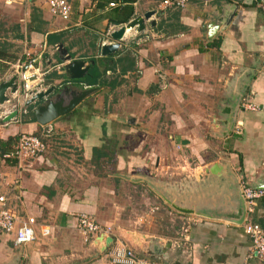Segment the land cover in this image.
Listing matches in <instances>:
<instances>
[{
    "label": "crops",
    "instance_id": "0c3cea01",
    "mask_svg": "<svg viewBox=\"0 0 264 264\" xmlns=\"http://www.w3.org/2000/svg\"><path fill=\"white\" fill-rule=\"evenodd\" d=\"M185 6L181 11L167 8L154 13V25L145 22L147 38L129 31L111 55L100 56L99 70L111 67L115 58L131 59L132 67L119 86L89 88L68 113L43 126L32 116L31 121L20 122L27 115L15 117L7 127L0 125L1 140L27 133L45 141L40 156L20 164L2 159L0 152V194L8 196L19 215L31 217L50 232L43 238L35 228L36 239L19 248L11 236L0 232V264H68L82 245L101 255L88 263L109 264L100 249L73 231L74 216L85 213L98 225L110 224L123 239L125 232L114 222L120 212L119 189L136 186L151 194L147 199L152 197L135 222L142 229V243L155 241L161 247L170 242L168 256L180 264H264L246 257L248 240L241 228L219 219L236 212L240 179L252 187L264 186V0H187ZM92 7L72 0L70 21L59 23L45 10L43 0L8 6L0 2L1 14L21 11L26 27L30 9L39 11L46 33H72L83 22L96 33L99 26H112L102 17L105 10L95 13ZM3 29L0 39L15 42L8 26ZM38 35L45 49V35ZM102 35L91 42L93 53L90 48L89 53H67L70 60L87 64L89 57L100 58ZM53 50L43 53L44 68L38 61L43 82L51 71L62 75ZM15 62H4L8 69L0 81L11 77ZM117 73L118 68H110L105 76ZM63 77L45 86H53L48 100H60L61 106L84 92L81 84ZM242 98H249L258 110H242L237 106ZM48 125L52 131L43 137ZM134 138L138 141L130 148ZM191 163L195 164L190 168ZM210 165L220 172L211 187H203L197 179L205 178ZM177 168L192 172L181 191L170 179ZM130 170L134 174L129 177L122 174ZM147 170L150 174L145 176ZM255 221L264 228V204L257 206ZM67 231L80 242L57 240ZM136 237L134 241L139 240Z\"/></svg>",
    "mask_w": 264,
    "mask_h": 264
},
{
    "label": "built area",
    "instance_id": "2783aa9c",
    "mask_svg": "<svg viewBox=\"0 0 264 264\" xmlns=\"http://www.w3.org/2000/svg\"><path fill=\"white\" fill-rule=\"evenodd\" d=\"M25 1L26 0H0L5 6L21 4ZM83 1L88 6L94 4L93 0ZM43 2L45 10H47L51 16L58 18L64 23L70 21L72 15V0H43ZM186 3L187 0H109L103 5L102 9L105 10L115 6H128L132 8L133 15L131 19H133L147 12L143 9L146 7H149V10H152L154 13L162 12L167 8L181 11L186 7ZM123 25H112L106 28L103 34L104 37H102L103 40H100L99 47L102 43L106 42V38L109 37L111 31L117 30ZM129 31H134L135 35L138 34L135 28L127 32ZM140 33L145 35V38L149 36V34H146V28ZM40 57L41 53L34 54L29 52L28 49L23 48L21 57L13 65L11 76L16 77L17 91L14 94L8 95V101L5 103L7 104L8 113L16 110L18 117L24 116L26 114L24 103L37 93L45 90L43 72L40 66H38ZM158 75L160 83H163V74L160 73ZM89 88L90 87L82 86L84 90ZM238 105L245 111L256 112L258 110V108L250 102L249 98H242ZM14 119L12 121H14ZM51 131L52 128L48 125L43 131L42 136L47 137ZM44 151L45 145L39 136L18 133L12 150L7 153H2L1 157L15 164H20L37 158ZM238 184L240 195L245 206V214L240 228L243 235L248 240L246 257L264 263V229L255 221L257 206L264 204V189L253 188L244 180H239ZM15 186L16 184L13 183L11 192L15 190ZM35 228L38 229L37 232L40 237H48L50 234L48 227L37 226L31 217L19 215V213L10 206L8 196L0 194V232L5 234V236H11L15 247L24 246L33 242L36 239V232H34ZM74 230L85 242H89L94 248L100 249L99 251L105 254L109 264H160L154 260L138 255L134 249L120 241V239L116 237L112 225H98L91 216L85 213H78L74 216ZM107 237L111 239L105 244Z\"/></svg>",
    "mask_w": 264,
    "mask_h": 264
},
{
    "label": "rangeland",
    "instance_id": "374dc122",
    "mask_svg": "<svg viewBox=\"0 0 264 264\" xmlns=\"http://www.w3.org/2000/svg\"><path fill=\"white\" fill-rule=\"evenodd\" d=\"M6 9L7 8H5V10ZM143 9H146V8H143ZM2 12H3V14H1V12H0V34L2 35L1 31L4 30L3 29L4 26H8V30H6V31H7V33H10L13 36L16 33L10 30L11 26L12 25H18L20 32L23 35H25L24 39L21 42L20 41L13 42L11 45V48H9L8 52L9 53H18V55L16 56L17 58L21 57V53H22L23 48L28 49L29 52H31V53H42L39 62H40V64L42 62L41 66L44 68V66H43V53L48 52L49 48L45 47V49H43L42 45L39 44L40 36L38 34L30 33L28 31L27 27L23 26L22 21H20V19H23L22 15H21V11H11L10 10L8 12H5V11H2ZM85 17L86 16H82L81 19H85ZM59 23H61V21H59ZM24 27H25V29H24ZM72 29H76L74 32L70 33V36L72 37V39L76 40V41H80L85 46H88V43H91L92 41L96 40L100 35L104 34V31H105L104 27H101V29H100V26H99L96 28V29H98L97 30L98 33H96L95 32L96 30L90 28L88 26L87 22H83V24H79L78 26L73 27ZM102 37H104V35H102ZM141 46L142 45L140 44L139 47H141ZM6 105L7 104H5V103H2L0 105V118L4 114L6 115L8 113ZM22 119H26V118H22ZM9 123L14 124V122L12 120H10V121H8V123L0 122V125L7 127L8 125H10ZM10 131H13V129L11 127H10ZM137 141L138 140L136 138L131 140L129 143L130 148L133 147L131 142H134L136 144ZM177 162H179V161H176V163ZM194 164L195 163H191L190 168L194 167ZM172 172H174V173L172 174L173 176L170 177V179L172 178V182L173 183L175 182L178 185V186H176V189H180V191L182 189H185L184 185H186L188 182L191 181V179L186 178V176L192 172L187 170V168H184V169H178L177 168ZM147 173L150 174V170L146 171L145 176L148 175ZM122 174L129 177L130 174H134V173L132 170H130L128 172L122 171ZM240 180H242V179H240ZM137 187H140V186H136L133 188H130V187L126 188L125 187L123 189H119V194H118L119 196L117 198V204L116 205L119 206L120 212L117 215V218L114 222L117 223L116 225L118 228L122 229L125 232L124 234L122 233L124 236H123V239L121 238L122 240L120 239V241H122L124 244L128 245L130 248L134 249V251L140 256H144V257L151 259V260H154L155 262H158L160 264H162V263L163 264H170L173 262V259H171V257H168L167 259H160V257L151 258L148 255V251L150 250V248H148L149 246L147 244H144L145 241H143V243H142L141 233H139L142 229L137 228L139 223H135V222L138 218V215L141 214L143 208L145 207L144 202L145 203L149 202L152 204V197H149V199H147L148 198L147 196L151 195V194L149 192H147L145 188H137ZM139 189H141V190H139ZM143 189H145V192L143 191ZM125 195H126V197H125ZM69 230L71 231V229H69ZM73 231L78 235V233L74 230V227H73ZM65 234H66V236L65 235L62 236L61 234H59V236H57V240H60L61 243H65L66 241H72L73 243L78 242V241L80 242V240L77 238L76 234L72 235L71 233H69V231H67ZM133 236H138V237H136V239H139V240L134 241ZM164 244H165V242H164ZM19 247H22V246H19ZM19 247H17V248H19ZM74 254H73V258L71 260H69L68 264H77V263H79V264H100L98 261L96 263L94 261H91L89 263L86 261L88 259H97L98 260L99 256H101V255L97 254L96 251H94L90 248H87L84 245H82L80 247V250H75ZM103 255H104V253L102 254V256ZM83 256H86V258H83ZM11 258L13 259V256Z\"/></svg>",
    "mask_w": 264,
    "mask_h": 264
},
{
    "label": "water",
    "instance_id": "95a60500",
    "mask_svg": "<svg viewBox=\"0 0 264 264\" xmlns=\"http://www.w3.org/2000/svg\"><path fill=\"white\" fill-rule=\"evenodd\" d=\"M154 15L153 11H148L143 13L142 16H136L127 23H125L123 26H120L117 30H113L110 32L109 37L112 39L111 42H104L100 45L98 49V57L100 56H107L111 55L118 47L119 42L123 39L125 35L126 30H131L135 28L136 33H140L145 28V22H149V25L152 27L154 25V22L151 20V17ZM64 47L61 45V43H58L55 45V52H56V58L59 61L61 67H62V75L67 80H80L84 77L89 67L92 65V62H88L87 64H84L81 60H70L69 55L66 53V51L63 49ZM17 91V84H16V77L11 76L9 79H3L0 81V105L2 103H6L8 101V95L14 94ZM53 91V86H48L44 91L37 93L34 95L30 100H28L26 103H24V107L37 104L31 109V116L32 119L39 124L40 126H43L47 124L50 120L55 118L58 115H63L65 113H68L72 107L78 103L81 98L89 92V89H83L84 92H82L78 97L72 98L68 103H66L64 106L60 105V100H54L49 101L48 96L51 95V92ZM238 103H240L238 101ZM237 103V106H238ZM17 111L13 110L8 114H4L0 118V122H6L13 120L15 117H17ZM253 188H259L264 189V186L259 187H253ZM236 190H237V199H238V208L234 214L229 215H222L219 216V219L225 220L226 223H230L231 225H234L236 227H240L244 214H245V206L243 199L240 195L239 190V184L237 182L236 184ZM177 212L180 213H186L190 214L193 213L195 217L198 218H207L211 219V216L203 215L202 213H194L191 209L190 211H185L184 209H175ZM110 237L106 238L105 244L110 241ZM148 248L150 250L148 251V255L151 258L154 257H160V259H167L168 256V248L170 247V242L165 243L163 246L159 247L155 241H150L148 244ZM103 251V250H102ZM170 264H180L179 261H173Z\"/></svg>",
    "mask_w": 264,
    "mask_h": 264
},
{
    "label": "trees",
    "instance_id": "16d2710c",
    "mask_svg": "<svg viewBox=\"0 0 264 264\" xmlns=\"http://www.w3.org/2000/svg\"><path fill=\"white\" fill-rule=\"evenodd\" d=\"M94 4L92 9H94L95 13H98L99 11H103V5L109 1V0H93ZM103 18L105 19L106 23L108 25H123L127 23L131 17H132V8L128 6H120V7H112L105 9V12L102 14ZM46 22L42 19V16L39 11H37L34 8L30 9V13L27 18V29L30 33L34 34H40L45 35V45L46 47L53 50L54 44L61 43V45L64 47L63 49L66 51V53H89V48L91 53L94 52V48H92V43H88V46L83 45L80 41L73 40L70 36V33L67 31H54L50 33H46ZM108 27V26H107ZM11 31L15 32L16 34L13 36V38L18 41H22L23 35L19 30L18 25H12ZM11 45L8 41H6L5 38L0 39V77L4 74V72L8 69L7 64H13L17 58L16 56L18 53H9V48H11ZM76 47V48H73ZM73 48V49H72ZM72 49V50H71ZM17 50V49H16ZM55 50H53L54 52ZM127 53V52H125ZM72 56L71 54H69ZM103 57L97 58V57H89L86 62H92V65L87 70L84 77L80 80H68L75 82L77 84H81L82 86H87L90 88L94 87H101V86H107L108 88H113L115 86H119L122 82L121 77L126 73V70H130L132 67V61L125 56H121L119 58H115V60L112 63V66L105 67L102 70L98 69L97 62L100 61ZM3 61V62H2ZM126 63V65H130L128 68L126 66H120L122 65L121 62ZM5 62V64H4ZM114 70L115 68H118L117 75L111 77L105 76V71L107 69ZM63 75L56 74L55 71L49 72V74L46 75V79L44 81V86L47 84L53 83V79H57L59 77L62 78ZM64 78V77H63ZM65 79V78H64ZM35 105H29L24 107L26 111V115L28 116V119H22L20 122L26 123L28 120L31 121V109ZM26 115H24L26 117ZM24 118V117H23ZM17 134L13 137H9L8 139L1 140L0 139V152L7 153L12 150L15 140H16ZM45 144V141H44ZM12 162V161H10ZM258 224V223H257ZM262 228L263 226L259 224ZM264 229V228H263Z\"/></svg>",
    "mask_w": 264,
    "mask_h": 264
},
{
    "label": "bare ground",
    "instance_id": "6f19581e",
    "mask_svg": "<svg viewBox=\"0 0 264 264\" xmlns=\"http://www.w3.org/2000/svg\"><path fill=\"white\" fill-rule=\"evenodd\" d=\"M128 30L125 31V34H127ZM206 168V172H204V179H197L199 180L200 184L204 187V186H208L211 187L215 177L217 176V174L220 172V169L218 166L214 165V166H207ZM204 180V181H203Z\"/></svg>",
    "mask_w": 264,
    "mask_h": 264
}]
</instances>
